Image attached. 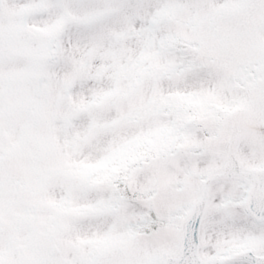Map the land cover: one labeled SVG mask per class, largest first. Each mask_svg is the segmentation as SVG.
I'll list each match as a JSON object with an SVG mask.
<instances>
[{"label":"snow or ice","instance_id":"1","mask_svg":"<svg viewBox=\"0 0 264 264\" xmlns=\"http://www.w3.org/2000/svg\"><path fill=\"white\" fill-rule=\"evenodd\" d=\"M0 264H264V0H0Z\"/></svg>","mask_w":264,"mask_h":264}]
</instances>
